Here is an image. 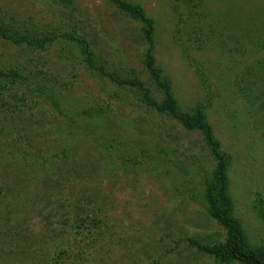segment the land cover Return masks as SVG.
<instances>
[{
    "label": "rangeland",
    "instance_id": "1",
    "mask_svg": "<svg viewBox=\"0 0 264 264\" xmlns=\"http://www.w3.org/2000/svg\"><path fill=\"white\" fill-rule=\"evenodd\" d=\"M124 1L154 22L156 66L179 109L204 114L229 160L233 216L264 248V0ZM0 20L59 38L44 52L0 39V72L37 73L47 88L0 106V264H238L198 249L227 238L205 199L216 161L202 137L65 39L161 102L142 24L106 0H0Z\"/></svg>",
    "mask_w": 264,
    "mask_h": 264
},
{
    "label": "trees",
    "instance_id": "2",
    "mask_svg": "<svg viewBox=\"0 0 264 264\" xmlns=\"http://www.w3.org/2000/svg\"><path fill=\"white\" fill-rule=\"evenodd\" d=\"M114 5L120 12L129 18L138 21L143 26L146 52L144 63L150 80L162 94V101H156L150 91L138 80H121L111 74L104 73L103 68L94 65L89 45L78 37H65L75 45L81 47L86 55V63L90 70L97 72L106 78L114 86L122 89H133L141 93L142 104L158 115L170 118L187 132H195L202 137L211 156L216 161V168L210 178L205 179V199L209 207V214L218 224L224 228L227 238L224 244L207 248L198 246L199 251L213 257L223 263L238 264H264V248H250L245 238L240 223L233 216V203L228 195L229 160L222 153L220 143L215 139L213 131L204 114L196 110L193 114L183 113L174 98L170 83L163 78L161 70L156 66L154 58L155 50V24L149 19L142 8L129 4L124 0H106ZM1 21V20H0ZM0 39L14 45L24 46L39 52L46 51L49 46L57 42V36L42 39L41 37H25L6 28L0 22ZM32 96H45L47 90L41 85L39 74H33L22 68H13L6 72H0V106L5 107V97L10 98V93L23 90ZM42 92V93H41ZM41 94V96H40ZM12 98H16L14 94ZM7 99V98H6ZM7 105V104H6ZM9 106V105H7Z\"/></svg>",
    "mask_w": 264,
    "mask_h": 264
}]
</instances>
